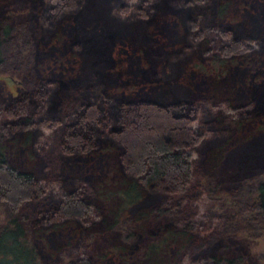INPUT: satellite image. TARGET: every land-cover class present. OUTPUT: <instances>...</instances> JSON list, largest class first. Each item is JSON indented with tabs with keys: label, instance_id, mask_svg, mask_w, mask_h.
Wrapping results in <instances>:
<instances>
[{
	"label": "trees",
	"instance_id": "1",
	"mask_svg": "<svg viewBox=\"0 0 264 264\" xmlns=\"http://www.w3.org/2000/svg\"><path fill=\"white\" fill-rule=\"evenodd\" d=\"M29 3L23 59L0 13V75L25 86L0 104V264H241L227 238L264 230V173L225 215L207 210L217 197L205 173L264 131L263 0ZM163 60L180 63L176 87ZM121 219L125 240L153 238L143 252L91 253L81 237Z\"/></svg>",
	"mask_w": 264,
	"mask_h": 264
},
{
	"label": "rangeland",
	"instance_id": "2",
	"mask_svg": "<svg viewBox=\"0 0 264 264\" xmlns=\"http://www.w3.org/2000/svg\"><path fill=\"white\" fill-rule=\"evenodd\" d=\"M264 2V0H263ZM101 7H105L104 5ZM29 0H1L0 13L8 18V20L16 26L13 36L16 38L13 45L12 53L16 59L25 58L30 51L32 41V30L26 26L24 29L19 28L20 23H24L29 18L30 12ZM125 25L129 28L130 38L139 39L144 33L142 24L137 20L128 19ZM25 38L26 43H23ZM137 46H141V42H135ZM22 58V59H23ZM164 66V82L168 85L176 87L177 78L180 74V63L163 60ZM14 77L20 78L15 75ZM183 93L188 97L192 94L181 88ZM25 90L23 83H9L0 75V104L8 103L13 97ZM223 133L214 135L205 139L200 145L203 151L206 147L218 144L222 141ZM218 154V150L215 152ZM221 158L218 164L213 167L212 171L205 173L207 180L213 187L216 195V201L208 207V212L216 215H225L233 210V205L240 201L241 198L247 199L253 187L254 182L261 178L264 173V131L256 132L252 137L245 141L238 142L228 148L226 151H220ZM198 161L200 164L201 161ZM160 196L149 197L143 199L140 204L160 199ZM167 218L162 214L155 218H148L147 222L154 225ZM126 219H121L112 229L100 233H92L83 235L81 239L85 241L91 253L111 252L116 246L124 244V242L135 243L138 245L139 254L143 252L148 242L153 238L142 235L140 238L133 237L125 240L123 237L124 229L128 226ZM229 248L239 251L243 255L241 264H262L261 256L264 253V230L258 235L250 236L244 232H235L227 238ZM77 241L63 248L59 252L61 260L72 258ZM137 254V252H136Z\"/></svg>",
	"mask_w": 264,
	"mask_h": 264
},
{
	"label": "water",
	"instance_id": "3",
	"mask_svg": "<svg viewBox=\"0 0 264 264\" xmlns=\"http://www.w3.org/2000/svg\"><path fill=\"white\" fill-rule=\"evenodd\" d=\"M5 80H6L7 82H9V83H10V82H15V83H17V84H19V83H20V81H19V80H15V79H13V78H11V77H9V76H8V77H6V78H5Z\"/></svg>",
	"mask_w": 264,
	"mask_h": 264
}]
</instances>
